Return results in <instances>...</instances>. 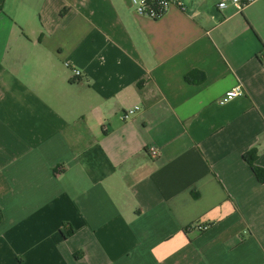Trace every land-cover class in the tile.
Wrapping results in <instances>:
<instances>
[{
	"label": "crops",
	"instance_id": "obj_1",
	"mask_svg": "<svg viewBox=\"0 0 264 264\" xmlns=\"http://www.w3.org/2000/svg\"><path fill=\"white\" fill-rule=\"evenodd\" d=\"M221 1L0 0V264H264V0Z\"/></svg>",
	"mask_w": 264,
	"mask_h": 264
},
{
	"label": "built area",
	"instance_id": "obj_2",
	"mask_svg": "<svg viewBox=\"0 0 264 264\" xmlns=\"http://www.w3.org/2000/svg\"><path fill=\"white\" fill-rule=\"evenodd\" d=\"M135 13L140 16L149 18L151 20H159L165 17L172 7L181 6L183 8V4L180 0H129ZM260 0H223L219 3V9H225L230 5H233L238 8H242L249 4L255 3ZM261 57L264 62V47L261 51ZM73 74L77 78L82 77V72L80 70H73ZM245 91L241 85L236 86L235 88L227 91L224 96L220 98L218 101L219 104L225 105L228 104L238 98L245 97ZM140 110L139 106H135L133 108H129L123 112V119L127 120L130 117L134 116L137 111ZM150 153L153 156H157L158 152L154 148H150ZM209 226L202 225L200 223L194 224L192 226V230L198 231L199 233L206 231Z\"/></svg>",
	"mask_w": 264,
	"mask_h": 264
},
{
	"label": "trees",
	"instance_id": "obj_3",
	"mask_svg": "<svg viewBox=\"0 0 264 264\" xmlns=\"http://www.w3.org/2000/svg\"><path fill=\"white\" fill-rule=\"evenodd\" d=\"M244 159L250 165V167L252 168L253 172L255 173L260 183H264V169L256 165L257 153L254 151L248 155H245ZM0 220H1V216H0ZM70 233L73 234L74 231L71 230Z\"/></svg>",
	"mask_w": 264,
	"mask_h": 264
}]
</instances>
